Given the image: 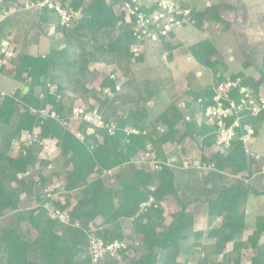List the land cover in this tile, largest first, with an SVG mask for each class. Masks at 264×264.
Here are the masks:
<instances>
[{
	"label": "trees",
	"instance_id": "trees-1",
	"mask_svg": "<svg viewBox=\"0 0 264 264\" xmlns=\"http://www.w3.org/2000/svg\"><path fill=\"white\" fill-rule=\"evenodd\" d=\"M25 1L0 0V16L10 7L23 9ZM113 2L69 0V7L81 9L82 14L68 27L60 26L52 11L41 8L38 10L40 22L53 26L54 33L61 35L57 43L62 42L63 47L43 55L19 54L10 61L12 78L24 80L28 91L23 93V88L15 89L12 94L0 96V264H91L89 242L92 238L101 239L105 244L113 241L126 244L125 250H120L115 258L106 256L101 264H116L117 260L126 259L129 252L132 258L127 264H264V243L259 242L264 237L263 213L255 215L251 236L246 241L241 237L246 229L248 199L264 196V171L254 173L257 162L245 156L239 140H234L230 148L222 152L215 150L207 154L215 144L216 128L199 119L212 104L216 86L227 79L240 78L243 85L260 95L264 88V56L259 65L254 66L247 59L242 64L243 69L254 68L259 75L256 80L242 71L227 74L223 56L208 32L206 38L188 46L186 53L211 71V82L198 90L187 85L180 94L169 69L161 66L162 56L171 61L174 45L162 38L160 44L147 45L135 57L129 51L135 40L122 22V16L113 11ZM177 4L190 11L184 26L190 24L201 30L203 19L207 23H223L219 11L211 15L209 9L196 11L182 0H177ZM243 22L239 23L248 27V20ZM229 28L231 23L222 31ZM102 34H111L112 40L100 41L92 52L85 48L86 42L96 41ZM6 36L0 27L1 41L9 43V33ZM150 46L161 67H155L157 71L147 67L141 71L132 70V63L144 62ZM98 52L105 56L112 53L116 72L127 74L130 80L127 85H132L139 95L124 116L112 119L102 114L105 123L115 124L112 135L103 129L90 131L83 121L74 128L63 126L61 121L69 120L76 107L71 109L73 104L64 100L61 85L53 89L51 85L58 79L69 80L75 98L80 100L91 93L87 86L91 78L90 85L97 86L96 96L103 88L114 90V82L109 79L114 70L99 82L100 76L90 73L89 68ZM4 69L6 65L2 64L0 72ZM90 74L86 77L87 84L76 81L78 76L84 78ZM162 91L167 93L169 104L151 118L149 105ZM116 96L114 101L103 98V102H116ZM185 97L190 98L188 106L181 105ZM46 107L54 110L56 119L39 116L38 111ZM98 108L100 111L101 105ZM84 109L88 111L90 107ZM231 121L228 119L227 124ZM246 123L258 133L264 123V111L255 118L245 115L240 124ZM37 126L40 136L55 140L57 147L55 161L59 169L43 178L38 170H46L48 162L39 157L41 147L34 144L23 147L18 154L13 151V144L21 133ZM158 128L163 129L162 134L158 133ZM131 129L139 133L128 134ZM187 141L197 146L198 154L194 159L187 156L190 153L185 147ZM157 148L161 149L160 156L156 157L160 170L131 168L145 151L149 149L153 153ZM170 166L179 168L178 172L175 174ZM195 168L209 169L206 179L211 181L193 198L184 190L179 193L176 183L183 179V170ZM104 171L114 173L108 185L103 180ZM56 175L62 183L50 190ZM223 176L231 177L230 183L214 182L215 177ZM152 187L154 191H150ZM149 196L153 197V204L142 209ZM170 197L177 210L169 215L170 222L164 225L162 204ZM195 204L206 206L205 228H193L188 208ZM47 207L67 211L68 223L50 219ZM10 215L12 224H1L2 219ZM221 218L223 222L216 226ZM243 258L249 261L242 263Z\"/></svg>",
	"mask_w": 264,
	"mask_h": 264
},
{
	"label": "rangeland",
	"instance_id": "rangeland-1",
	"mask_svg": "<svg viewBox=\"0 0 264 264\" xmlns=\"http://www.w3.org/2000/svg\"><path fill=\"white\" fill-rule=\"evenodd\" d=\"M66 3H69V0H65ZM187 4H190V6L195 7L196 11H202L209 9L208 14L213 15L215 11H219L220 16L223 19V23L220 24L219 22H213V23H207L206 19H203V26L201 30H196L193 27L190 26V24L177 29L174 34L177 36L178 40L185 45H183L182 48L178 49V54L175 53L176 57L175 61L171 64L167 59L164 58V56L161 57V66H164L165 68L169 69L171 76L174 80H177L178 87L176 88L178 93L183 94L185 89L187 88V85L189 88L193 90H198L200 88L205 87L206 85L210 84L211 81V71L203 66H200L188 53H186V49L188 46L196 44L197 42L201 41L202 39L206 38L209 34L210 40H212L214 46L217 48L218 53L223 56L224 61L227 63L229 68H227V74L229 73H235L240 69V63H242V59L244 56L247 61L252 63V65L256 66V63L261 58V53L264 52V21H260L261 17H256L259 13H262L264 15V0H182ZM258 5L256 6V4ZM227 5V6H225ZM14 7H10L8 10H4L2 13V19H3V25L1 24L2 28V34L7 37L6 34L9 33V43L13 47L16 48V52L14 54V60L17 58V56L20 54H46L49 53L51 50H54L55 48L63 47V43H57V40L61 39V35L57 33L58 35L54 33L53 26H49L50 23H42L39 20L38 16V10H16L15 12H11V10ZM11 12V13H10ZM238 15V17H237ZM251 19L253 22L252 29L248 30V27L250 28V24H248V27L246 24H240L244 23L243 20ZM264 20V19H263ZM240 22V23H239ZM249 22V23H250ZM231 23V28L228 30L222 31L223 27H225L226 24ZM257 26V27H256ZM256 28V29H255ZM40 30V31H39ZM43 31V32H41ZM211 32V33H208ZM237 32V33H236ZM208 33V34H207ZM263 33V34H262ZM240 37H237V36ZM58 37V39H57ZM0 37V41H1ZM104 42H110L112 40V35L105 34V35H98L96 41H90L89 43L86 42L85 48L92 52L94 47L98 44H100V41ZM257 43V44H256ZM12 47V49H13ZM261 49V50H260ZM242 51V52H241ZM259 51L261 53L259 54ZM241 52V53H240ZM99 53V52H98ZM259 54L260 58L254 59L253 54ZM17 55V56H16ZM244 55V56H243ZM258 55V56H259ZM186 56L189 58L187 60ZM263 57V56H262ZM261 61V60H260ZM115 61L113 60L112 53H108L107 56L101 55L100 53L97 54L94 57L92 67L93 70L95 69L96 73L100 76L99 80L107 75L110 71L114 70V75H116L117 79L122 83L121 87H126L127 83H130L129 77L127 74H123L122 72L117 71L114 66ZM160 64H158V61L155 60L153 46H150V48L145 52L144 55V62L143 63H132L130 65L131 69L134 71H141L144 68H150L151 70H155L156 68L161 67ZM170 67V68H169ZM146 68V69H147ZM13 66L12 63L10 65L8 64L6 66V69L1 73L0 72V92L3 94H12L14 92V89H22L26 82L24 80L21 81H15L12 78L13 75ZM55 74V73H54ZM90 75L84 76V78L90 77ZM58 77V76H57ZM82 76H78L77 82L82 84H87V78L84 79ZM176 78V79H175ZM92 78L88 80V84H91ZM69 80L62 78L58 79L54 84L52 85V89L56 87V85H61L62 87V94L64 97V100H66L67 103L71 102L73 104L71 106L72 108H77L81 106L82 108L85 107H91V104L94 105H101V113L104 115V111L106 114H109L108 111H111V107L113 104L110 103H104L103 102V95L102 92H97L99 96H96L95 87L90 86V94L88 93V96L83 100L75 98L74 95V88L71 90V84L68 83ZM68 86H67V85ZM50 85V88H51ZM79 86V85H78ZM132 86V85H131ZM67 88L64 90V88ZM92 87V88H91ZM264 87V86H263ZM264 89V88H263ZM122 89L119 91V94L116 96L118 97V101L122 100V96H125L124 99H126L127 107L133 106L134 103L138 100L139 95L137 93V90L134 88L130 92L122 93ZM127 95V96H126ZM75 98L74 100H72ZM120 99V100H119ZM72 100V101H71ZM109 101V100H108ZM114 101L113 100H110ZM190 102L189 97H185L182 100V106H188ZM169 104V98L165 91H162L159 95H157L152 102L150 103V117L154 118L158 113L163 111L166 106ZM185 104V105H184ZM122 105V104H121ZM184 108V107H183ZM186 108V107H185ZM109 109V110H108ZM107 110V111H106ZM71 118V117H70ZM69 118V119H70ZM68 121V120H67ZM201 121V120H200ZM69 127L74 128L76 127L75 123H69ZM256 139V138H255ZM185 142V141H184ZM188 145L190 148H188ZM186 149L189 150V154L187 155L190 159H194L197 157L198 149L197 146L191 143L189 144V141L186 142ZM166 149V151L170 149ZM252 150L256 153L260 154L264 158V123L262 124L261 128L258 131L256 143L252 145ZM160 148H157L155 152L152 154L155 157L160 156ZM213 149L207 150V154H211ZM40 158L44 159L48 162V167L46 170L45 168H40L38 170L41 172L40 177H46L49 175L50 172L54 170H58V163L55 161L56 159H52L45 156L42 151L39 155ZM44 157V158H43ZM156 159V158H155ZM157 160V159H156ZM264 161L260 160L256 163L254 166L255 170L258 172L261 171L262 165ZM138 167H144L146 169H153L150 164L147 165H139L136 162L132 163L131 168H138ZM172 167V166H170ZM174 167V166H173ZM253 168V169H254ZM177 169V167L172 168ZM59 173V172H58ZM176 174V172H174ZM113 172L110 176H103V180L105 185L110 184L114 178ZM54 182H52V186H50V190L56 186V184H60L59 175L55 176ZM37 180V178H36ZM219 183H230L231 177L229 176H223L220 179L218 177L215 178L214 182ZM60 182V183H59ZM51 183V182H50ZM178 192L180 193L182 190H184L187 194L188 191H192L189 188H179ZM43 192V191H40ZM190 195V194H189ZM24 196L23 194L21 195ZM191 196V195H190ZM54 199L62 200V198L58 196H54ZM252 201V200H251ZM250 201V202H251ZM174 200H170L167 202V205L165 207V222L164 225H167L170 222L169 215L172 213L171 211H176L177 207ZM259 205H254V208L258 207L259 212L264 213V196L259 198ZM29 206H33L34 203H28ZM249 213H250V221L253 214V209L251 206V203L249 205ZM20 216V214H19ZM18 216V217H19ZM48 216V215H47ZM3 221L1 224L3 225H10L12 224V215L7 216L2 219ZM252 234V231H249L246 233L247 238H249ZM260 243H264V237L260 238ZM32 257V256H31ZM132 258V254L129 252L127 253V258L122 260H117L116 264H127L128 261ZM246 258L241 261L242 263L248 262ZM11 262V261H10Z\"/></svg>",
	"mask_w": 264,
	"mask_h": 264
},
{
	"label": "built area",
	"instance_id": "built-area-1",
	"mask_svg": "<svg viewBox=\"0 0 264 264\" xmlns=\"http://www.w3.org/2000/svg\"><path fill=\"white\" fill-rule=\"evenodd\" d=\"M113 11L117 15L122 16V22L128 26L131 31L135 43L130 44L129 51L135 56H139L141 51L147 45L160 44L161 39H168L171 34L184 24H187L190 11L188 8L181 9L177 4V0H113ZM65 0H26L24 2V10H40L46 8L52 11L60 26L68 27L72 22L80 19L82 10L72 9ZM12 9L11 12H15ZM10 12V13H11ZM0 16V21L2 20ZM14 58V54L10 49L9 43L1 41L0 43V66H6ZM114 82V90L103 88V97L108 100L114 99L116 94L121 90V82L116 75L112 73L109 76ZM0 96L4 94L0 92ZM264 111V97L255 94L253 89L242 84L240 78L227 79L220 82L214 89L212 104L208 106L199 119L204 121L206 125L216 128V141L211 149L222 152L226 148H230L234 140L242 143L243 151L246 157L259 162L264 158L252 150L256 133L253 127L246 123L241 126L240 121L245 115L252 118L257 117ZM42 118L56 119V113L50 107L38 111ZM231 119V123L227 124V120ZM80 121L89 125V130L103 129L109 135L115 130L113 122L105 123L98 105L91 104L90 110L85 111L82 107L72 110V116L68 121H61L63 126H69V123L78 124ZM159 134L163 133V129H157ZM138 130L131 129L128 134H138ZM146 134V133H144ZM82 139V138H81ZM37 144L41 147L42 153L52 159L56 157V141L44 139L40 136V127H34L31 131H24L13 144L14 153L22 152L23 147H29ZM149 146V145H148ZM44 158V157H43ZM148 151H145L140 158L135 161L139 165L150 164L154 171L161 169L159 161ZM174 161V159H172ZM183 166L187 168L186 162ZM113 171H104L103 176H110ZM62 183V182H61ZM150 191H154L152 187ZM153 204V197L149 196L146 203L141 208ZM47 215L50 219H56L63 224L68 223L67 211H61L58 208L47 207ZM126 244L119 241H113L105 244L101 239L92 238L89 242V255L91 264H101V261L109 256L115 258L120 250H125ZM192 264V263H187Z\"/></svg>",
	"mask_w": 264,
	"mask_h": 264
},
{
	"label": "crops",
	"instance_id": "crops-1",
	"mask_svg": "<svg viewBox=\"0 0 264 264\" xmlns=\"http://www.w3.org/2000/svg\"><path fill=\"white\" fill-rule=\"evenodd\" d=\"M258 5V3L256 4V6ZM199 11V10H198ZM256 17H261L260 18V21H264L263 19H264V15L262 14V13H259ZM39 18V17H38ZM248 20V24H250V28L248 27V30H251L252 29V27H253V23H251V22H253L251 19H247ZM251 21V22H250ZM250 22V23H249ZM257 27V26H256ZM256 29V28H255ZM176 31V30H175ZM174 31V32H175ZM174 32L171 34V36L168 38V40L174 45V49H173V51H172V59H171V64L173 63V61H175V58L174 57H176V55H175V53L176 54H178V49L179 48H182L183 47V43H181L179 40H178V38H177V36L174 34ZM56 34V36L58 35L57 33H55ZM263 34V33H262ZM57 39H58V37H57ZM1 42V41H0ZM257 44V43H256ZM9 46H10V49L12 50V52H13V49H12V45L11 44H9ZM184 47H185V45H184ZM13 48H15V47H13ZM58 48H55V50H57ZM261 50V49H260ZM242 52V51H241ZM240 52V53H241ZM14 53V52H13ZM261 53V51H259V54ZM258 54V55H259ZM189 55V54H188ZM254 55V59H256V61H257V58L259 59L260 58V55L258 56L257 54H253ZM244 56V55H243ZM262 56H264V52H262L261 53V58H260V60L263 58ZM245 57H247V55L246 56H244V58L242 59V61L244 62L246 59H245ZM186 58H187V60H189V58L186 56ZM248 58V57H247ZM225 60V59H224ZM260 60L256 63V65H259L260 64ZM190 61V60H189ZM243 62L242 63H240V69L238 70V71H242L245 75H252V77L256 80L258 77H259V75H258V73L256 72V71H254V68L253 67H250V68H248V69H243L242 68V64H243ZM225 65H226V67L227 68H229V66L227 65V63L225 62ZM170 68V67H169ZM89 70H90V73H96V71H95V69L93 70V67L92 66H90V68H89ZM238 71H236V72H238ZM235 72V73H236ZM98 73V72H97ZM173 78V77H172ZM176 79V78H175ZM211 82V81H210ZM176 83H177V80H176ZM177 85V84H176ZM18 85H17V83H16V87H17ZM87 86L90 88V86H92V85H88L87 84ZM207 86V85H206ZM16 87L15 88H13L14 90L16 89ZM177 87H178V85H177ZM92 88V87H91ZM121 89H122V93H125V91L126 92H130V91H132L133 89H134V87H131V86H129V85H127L126 87H121ZM260 95L261 96H263L264 97V89H261L260 90ZM99 96V95H98ZM127 96V95H126ZM124 97L125 96H122L121 98H122V100L121 101H118V99L116 100V102H113V104L114 105H112V107L110 108L111 109V111H108L109 112V114H106L105 113V111H104V116L105 117H108V116H110L112 119L113 118H119V117H121V116H124L125 114H126V111L128 110V109H130V108H132L131 106H129V107H127V105H129V104H126V99H124ZM120 100V99H119ZM122 104V105H121ZM109 110V109H108ZM107 111V110H106ZM257 134L258 133H256V136H255V138L257 139ZM256 139H255V141H254V143H256ZM172 168H175V167H171V169ZM178 169L179 168H177V169H174V171L173 172H178ZM186 170H187V172H186ZM186 170H183L185 173L183 174V179L181 180V181H177V183H176V187H177V189L178 190H180L179 188H182V189H185L186 187H190L189 189H191L192 191H188V193L191 195V197H196V195H198L200 192H202L204 189H203V186H205V184H208L211 180H209V179H206V177H207V175L209 174V172H210V170L209 169H206V170H203V169H200V168H195V170H192V171H190L191 169H186ZM209 170V171H208ZM254 173H257V171L255 170V168H254ZM261 171H264V163H263V165H262V169H261ZM259 172V171H258ZM208 177H209V175H208ZM216 178V177H215ZM215 181V180H214ZM169 199L170 200H172V198L170 197V198H167L166 200H165V202L162 204V206H163V208H164V210H165V207L164 206H166L167 205V202L169 201ZM252 200V201H251ZM251 201V202H250ZM250 203H251V206H252V211H253V214H252V219H251V221H250V213H249V205H250ZM259 203V198H257V199H254V198H252V197H250L249 199H248V201H247V205H246V208H245V227H246V229H245V231L242 233V235H241V237L243 238V240H247L248 238H247V236H246V233H248L249 231H251L252 230V227H253V225H254V217H255V215L257 214V213H261V212H259V209H258V207L256 208H254V205H259L258 204ZM175 205V204H174ZM177 210V209H176ZM175 211V210H174ZM174 211H171V212H174ZM166 212V211H165ZM188 213L191 215V217H192V219H193V221H192V223H193V228L194 229H199V228H205V226H206V221H207V219H206V206H204V205H201V204H195V205H191V206H189V208H188ZM264 214V213H263ZM223 219L224 218H221V219H219V220H217V222H216V226H219L222 222H223Z\"/></svg>",
	"mask_w": 264,
	"mask_h": 264
},
{
	"label": "water",
	"instance_id": "water-1",
	"mask_svg": "<svg viewBox=\"0 0 264 264\" xmlns=\"http://www.w3.org/2000/svg\"><path fill=\"white\" fill-rule=\"evenodd\" d=\"M27 91H28V85H27V83H26L25 86L23 87L22 92H23V93H26Z\"/></svg>",
	"mask_w": 264,
	"mask_h": 264
}]
</instances>
